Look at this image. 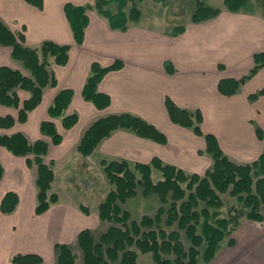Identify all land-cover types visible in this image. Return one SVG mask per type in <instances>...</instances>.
Masks as SVG:
<instances>
[{
  "label": "crops",
  "instance_id": "1",
  "mask_svg": "<svg viewBox=\"0 0 264 264\" xmlns=\"http://www.w3.org/2000/svg\"><path fill=\"white\" fill-rule=\"evenodd\" d=\"M42 1V7L38 8L26 0H0V18L12 31L21 32L24 44L29 47H36L44 40L68 44V60L64 65L50 64L56 85L43 89L40 103L24 122L16 120L10 128L0 127V134L19 131L30 142L43 139L48 143L43 159L46 163L53 162L50 191L58 195V200L37 214V168L34 162L31 165L27 162V157L32 159L33 155H15L0 145V201L7 191L18 196L13 211L0 212V264H14L11 257L15 253H37L42 256L43 264H57L55 243L70 245L77 255L79 231L88 228L95 237L93 231L101 221L98 205L104 197L95 192L94 205L83 204L71 191L74 186L69 184L72 182L69 177L60 182L58 169L73 160H79L105 188L106 177L99 163L102 159H124L133 164L148 163L157 157L164 163L199 174L212 165L203 136L171 121L164 104L166 96L180 107L199 109L202 130L215 135L231 160L248 163L264 151V138L260 139L256 132V127L264 131V94L255 100L248 97L264 88V65L235 94L223 95L217 89L220 78L246 74L254 65L253 54L264 51V8L258 0L257 4L247 0L237 11H229L224 5L217 16L195 22L198 27L192 33L183 25L184 31L177 35L173 30L166 32L170 22L157 31L152 22L144 20L139 8L144 0L138 4L139 19H128L125 30L111 28L94 7V0ZM66 3L87 6L88 22L80 43L75 41L66 17ZM250 3L254 6L248 10ZM129 6L125 5V10ZM219 52L222 56L213 59ZM115 60L122 67L107 72L98 84V89L109 95L110 103L98 108L82 96L90 65L97 61L106 66ZM206 61H212L213 75L205 74ZM18 62L11 57L10 46L0 45V65L29 75L28 70L15 65ZM61 89L72 90L67 112L78 114L77 123L69 129H64L58 118L47 113ZM17 93L21 100L29 95L23 89H17ZM119 113L137 115L154 124L166 136V143L118 128L101 139L89 155H82L77 146L89 124L99 117ZM7 114L16 118L17 108L0 103V116ZM46 119H51L62 135L59 144H53L49 136L40 132V123ZM81 205L88 207V212ZM232 237V245L226 244L225 239L212 261L199 264H264V220L242 218Z\"/></svg>",
  "mask_w": 264,
  "mask_h": 264
},
{
  "label": "trees",
  "instance_id": "2",
  "mask_svg": "<svg viewBox=\"0 0 264 264\" xmlns=\"http://www.w3.org/2000/svg\"><path fill=\"white\" fill-rule=\"evenodd\" d=\"M38 8L42 0H26ZM127 1L130 6L125 10ZM143 0H94V7L104 16L113 29L125 30L127 20L137 21L140 17L138 4ZM169 5L174 0H154ZM247 0H223L229 11H237ZM86 5L66 3L64 11L75 41L81 42L88 22ZM220 9L195 0L190 19L201 22L217 16ZM184 31V26L174 27L177 35ZM0 45L11 47V57L21 62L29 75L17 68L0 65V103L17 108V116H0V127L10 128L15 121L24 122L28 113L41 101L43 89L56 85V76L50 64L64 65L68 60L69 45L44 40L36 47L24 44V35L12 31L0 18ZM254 65L239 78L223 77L217 82V89L223 95L235 94L240 86L250 79L264 65V51L253 54ZM122 67L119 60L109 65L93 61L90 73L82 88L83 98L96 107L104 108L110 103L108 94L98 89L104 75ZM17 89L29 92L25 99H20ZM264 94L260 88L248 97L257 99ZM72 97L71 89L59 90L47 109L51 118H58L64 129L73 127L78 121L76 112L68 113ZM164 104L172 122L192 128L195 134L203 136L205 152L212 158V165L203 174L187 172L175 165L162 162L154 157L148 163L135 162L132 165L122 160H105L99 163L105 174L109 189L98 205V217L110 225L100 233L97 239L88 228L78 233V245L82 250L84 264H138V253H151L153 264H199L209 263L227 239L233 244L232 233L240 225L242 218L255 221L264 220V151L248 163L231 160L221 149L214 134L201 128L202 113L199 109L178 106L169 96ZM118 128L132 130L141 137L156 142L166 143V136L152 123L130 113L110 114L94 120L84 130L78 151L86 156L95 146ZM40 132L50 137L53 144L62 141L51 119L41 121ZM260 139L264 131L256 127ZM0 145L11 153L27 157L28 164L35 163L37 186L35 212L40 214L58 200V195L50 191L54 178L53 162H44L43 155L48 150V143L43 139L30 142L22 132L0 134ZM154 171L160 173L153 178ZM2 166L0 163V177ZM141 189L147 197L156 195L159 206L153 215L143 214L139 220L133 219L131 212L123 207L128 199L133 198ZM228 193L235 198V203L223 211L222 194ZM18 203L14 191H7L0 201V212L13 211ZM83 211L88 208L81 205ZM185 238V241L183 240ZM57 264H75V254L66 243H55ZM14 264H43V258L37 253H15L11 257Z\"/></svg>",
  "mask_w": 264,
  "mask_h": 264
},
{
  "label": "rangeland",
  "instance_id": "3",
  "mask_svg": "<svg viewBox=\"0 0 264 264\" xmlns=\"http://www.w3.org/2000/svg\"><path fill=\"white\" fill-rule=\"evenodd\" d=\"M206 5H210L213 7H217L221 9L224 6L223 0H201ZM256 2V0H252V2ZM256 4H260L262 8H264V0H258ZM195 0H174L169 5H159L154 0H144L143 3L139 6L142 11V15L146 22H152L153 26H156L155 29L157 31L160 28H164L167 26V23H171L166 28V32L172 31L174 27L179 25H185L188 28L189 33H192V30L198 27V25L191 21L190 14L193 10ZM254 3H250L247 5L248 10H251L254 6ZM130 5V2L127 1L126 8ZM222 54L219 52L218 54L213 55V59L215 57H221ZM212 61H206L205 67L208 69L206 70L205 74L213 75V66L210 64ZM16 66L20 67L23 71L25 68L22 66L21 62L15 63ZM51 66V65H50ZM49 66V67H50ZM132 165V164H131ZM59 179L60 182L64 180V178H70L72 182L71 191L74 192L75 195L78 196L80 201L83 204L93 206L94 205V195L95 192L100 193V197H105L107 190L109 189V184L106 179V188L103 183H99L93 175L84 169V166L79 162V160H73L72 162L64 165L62 168L58 169ZM160 173L158 171H154L153 178H158ZM222 198L224 199V206L222 207L223 211L228 209V207L235 203V198L230 196L228 193L222 194ZM102 201V200H101ZM159 201L156 195L151 194L147 197L142 196L141 189L138 188V193L135 197L130 198L127 202L123 205L126 209L131 212L132 218L139 220L143 214L153 215L159 206ZM88 208V207H87ZM110 225L108 222H101L99 221V225L96 229H94L95 239L98 238L100 233L105 231V229ZM185 241V238L183 237ZM225 240L222 241L224 244ZM226 244H228L226 239ZM77 255L75 256L78 259V263L84 264L83 262V254L81 249L76 250ZM75 257V259H76ZM138 264H153L152 255L151 253H138L137 257ZM202 263V262H201ZM115 264V263H112Z\"/></svg>",
  "mask_w": 264,
  "mask_h": 264
}]
</instances>
